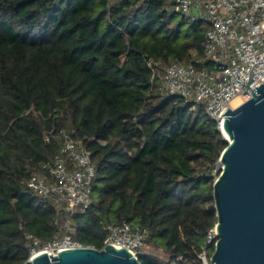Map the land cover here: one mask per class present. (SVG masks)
<instances>
[{
  "label": "trees",
  "instance_id": "obj_1",
  "mask_svg": "<svg viewBox=\"0 0 264 264\" xmlns=\"http://www.w3.org/2000/svg\"><path fill=\"white\" fill-rule=\"evenodd\" d=\"M173 4L0 0V264L30 258L28 233L42 243L70 233L100 249L107 227L124 222L167 255L141 251L142 264H200L218 220L213 170L228 142L202 105L164 93L149 66L209 64L198 60L210 25ZM64 134L96 167L92 204L69 227L27 187L61 153Z\"/></svg>",
  "mask_w": 264,
  "mask_h": 264
},
{
  "label": "built area",
  "instance_id": "obj_2",
  "mask_svg": "<svg viewBox=\"0 0 264 264\" xmlns=\"http://www.w3.org/2000/svg\"><path fill=\"white\" fill-rule=\"evenodd\" d=\"M169 9L192 21L204 20L211 29L206 34L204 56L198 63L209 62L207 67L195 63H173L163 66L149 61L154 78H159L161 90L202 105L212 120L222 128L225 111L241 97L243 103L252 98L250 90L264 81V0H173ZM242 103V104H243ZM220 119V121H218ZM43 174L34 173L27 187L43 198L50 199L58 212L68 216L63 226L69 227V216L78 209L92 204V189L96 167L91 153L81 141L64 134V146L53 162L44 165ZM220 169L213 175L217 178ZM108 235L100 249L112 244L125 248L139 257L147 233L124 222L108 226ZM30 241V258L34 255L81 247L72 234L65 233L42 243L34 235ZM216 226L209 230L207 245L197 254L200 264H212L210 246L216 245Z\"/></svg>",
  "mask_w": 264,
  "mask_h": 264
},
{
  "label": "water",
  "instance_id": "obj_3",
  "mask_svg": "<svg viewBox=\"0 0 264 264\" xmlns=\"http://www.w3.org/2000/svg\"><path fill=\"white\" fill-rule=\"evenodd\" d=\"M250 92L251 99L219 117L228 145L213 185L218 241L212 264H264V82ZM52 251L56 255L41 253L24 264H142L112 244Z\"/></svg>",
  "mask_w": 264,
  "mask_h": 264
},
{
  "label": "rangeland",
  "instance_id": "obj_4",
  "mask_svg": "<svg viewBox=\"0 0 264 264\" xmlns=\"http://www.w3.org/2000/svg\"><path fill=\"white\" fill-rule=\"evenodd\" d=\"M217 168H219L221 170V164L219 163V161L217 163ZM142 252H150V253H153L155 255H158L161 258L167 257L166 253H164L161 248L154 247V246H145L143 248Z\"/></svg>",
  "mask_w": 264,
  "mask_h": 264
},
{
  "label": "bare ground",
  "instance_id": "obj_5",
  "mask_svg": "<svg viewBox=\"0 0 264 264\" xmlns=\"http://www.w3.org/2000/svg\"><path fill=\"white\" fill-rule=\"evenodd\" d=\"M242 103L243 99L241 97H238L233 101V107L238 108L240 105H242Z\"/></svg>",
  "mask_w": 264,
  "mask_h": 264
}]
</instances>
